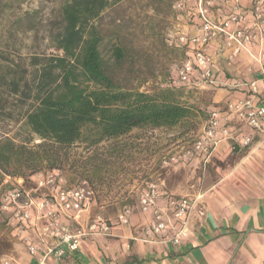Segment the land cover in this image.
Returning a JSON list of instances; mask_svg holds the SVG:
<instances>
[{"label":"trees","instance_id":"obj_1","mask_svg":"<svg viewBox=\"0 0 264 264\" xmlns=\"http://www.w3.org/2000/svg\"><path fill=\"white\" fill-rule=\"evenodd\" d=\"M122 1L65 0L62 29L54 38L58 54L34 55L27 63L0 55V121L14 119L27 132L21 138L0 135V192L6 176L27 182L37 172L69 166L83 170L98 202L89 174L103 183L111 163L118 168L133 157L126 136L173 128L196 116L183 99L185 87L174 83L176 74L153 92L133 90L117 77L115 68L132 52L120 28L100 22Z\"/></svg>","mask_w":264,"mask_h":264},{"label":"built area","instance_id":"obj_2","mask_svg":"<svg viewBox=\"0 0 264 264\" xmlns=\"http://www.w3.org/2000/svg\"><path fill=\"white\" fill-rule=\"evenodd\" d=\"M192 29L178 36L177 46L186 49V58L175 68L174 83L188 89L216 85V59L210 46L223 40L228 61L242 52L260 64L264 77V0H251L248 6L238 0H193ZM178 10L185 4L178 3ZM222 16L216 19L219 11ZM218 12V13H217ZM259 42L256 54L251 44ZM228 85V84H227ZM248 95L228 100L223 107H211L194 142L180 153L164 160L166 165L199 159L207 163L223 140L248 147L264 142V99L258 80L249 82ZM241 126L251 131L244 133ZM14 187L0 192V210L6 223L19 238L23 255L0 253V264H67L77 256L86 238L114 235L117 226L130 224L132 208L125 206L115 219L91 215L96 192L87 180L67 185L60 169L35 173L20 183L6 176L4 184ZM165 201L160 203L161 198ZM201 195H164L156 182L148 183L137 199L141 212L150 213L144 242L179 247L188 234L194 208ZM88 220L83 221V214Z\"/></svg>","mask_w":264,"mask_h":264},{"label":"rangeland","instance_id":"obj_3","mask_svg":"<svg viewBox=\"0 0 264 264\" xmlns=\"http://www.w3.org/2000/svg\"><path fill=\"white\" fill-rule=\"evenodd\" d=\"M64 1L0 0V55L8 62L27 63L34 55L58 54L54 38L62 29ZM182 2L185 9L180 11L176 5ZM191 12H195L193 0H123L104 13L100 25L106 29L120 28L132 52L125 63L115 68L124 86L147 92L168 86L175 68L186 58V49L177 46V39L192 29ZM110 47L111 43L105 51L109 52ZM219 89L198 87L184 92L183 99L194 106L196 116L181 125L154 132L135 130L126 136L127 142L134 146L128 150L133 157L124 159L118 168L111 163L113 169L103 175V183L89 174L100 192L94 213L115 219L125 206L139 213L138 195L150 182L158 183L167 192L198 196L212 189L225 173H232L239 157L251 146L244 149L224 146L207 163L202 160L164 163L193 144L207 111L226 93L218 92ZM4 134L21 138L27 132L14 119H4L0 121V135ZM82 171L69 166L62 169L67 185L87 178ZM17 179L21 183L24 177ZM10 185L12 181L5 183V187ZM0 253L23 255L19 238L3 216H0Z\"/></svg>","mask_w":264,"mask_h":264},{"label":"crops","instance_id":"obj_4","mask_svg":"<svg viewBox=\"0 0 264 264\" xmlns=\"http://www.w3.org/2000/svg\"><path fill=\"white\" fill-rule=\"evenodd\" d=\"M238 1L245 6L251 2ZM222 12H217L216 19L224 17ZM250 46L256 54L261 51L259 42ZM210 51L216 59L217 83L206 88L226 92L223 98L215 100L212 108L223 107L228 100L248 95V84L253 80H258L264 99V77L257 61L245 52L228 61L221 39L210 46ZM241 131L251 130L241 126ZM257 142L255 139L247 153L239 157L232 173H225L212 189L200 194L189 232L179 247L139 240L145 236L151 216L141 212L137 204L139 213L131 207L129 225L117 226L110 237L86 238L78 255L69 258L67 264H264V142ZM224 146L248 148L223 140L215 154ZM160 191L180 195L167 192L161 186ZM160 203H165L163 197ZM93 209L94 206L91 215L96 214ZM88 215L83 214L84 222Z\"/></svg>","mask_w":264,"mask_h":264}]
</instances>
